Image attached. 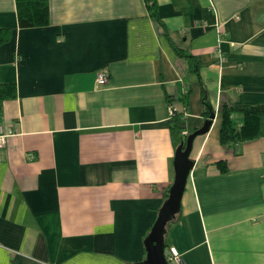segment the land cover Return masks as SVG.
I'll use <instances>...</instances> for the list:
<instances>
[{
    "label": "crops",
    "instance_id": "crops-1",
    "mask_svg": "<svg viewBox=\"0 0 264 264\" xmlns=\"http://www.w3.org/2000/svg\"><path fill=\"white\" fill-rule=\"evenodd\" d=\"M156 2L163 26L143 0H49V25L19 29L0 0V264H144L203 99L165 257L264 264V137L219 141L223 106L264 105V0Z\"/></svg>",
    "mask_w": 264,
    "mask_h": 264
},
{
    "label": "trees",
    "instance_id": "trees-1",
    "mask_svg": "<svg viewBox=\"0 0 264 264\" xmlns=\"http://www.w3.org/2000/svg\"><path fill=\"white\" fill-rule=\"evenodd\" d=\"M146 9L157 24L163 26L159 16L156 0H143ZM17 24L19 29L45 27L50 23L49 0H15ZM11 37L9 29L0 28V47L6 44ZM176 53L184 56L178 49ZM190 60L191 70H196L198 63L193 57ZM14 88L12 85L0 86V101L12 99ZM209 117L214 114L203 99ZM235 113H239L240 125L234 120ZM264 137V105L253 106L236 111L233 107L223 106L220 109L219 141L224 146ZM167 227V226H166Z\"/></svg>",
    "mask_w": 264,
    "mask_h": 264
},
{
    "label": "water",
    "instance_id": "water-1",
    "mask_svg": "<svg viewBox=\"0 0 264 264\" xmlns=\"http://www.w3.org/2000/svg\"><path fill=\"white\" fill-rule=\"evenodd\" d=\"M215 115L211 114L202 127L189 134L178 146L174 157V180L169 188L168 195L159 210L157 220L145 242L146 261L144 264H168L164 253L163 236L167 224L174 220L179 212L180 201L185 189L187 178L193 167V161L189 159L193 142L196 137L208 133Z\"/></svg>",
    "mask_w": 264,
    "mask_h": 264
},
{
    "label": "built area",
    "instance_id": "built-area-1",
    "mask_svg": "<svg viewBox=\"0 0 264 264\" xmlns=\"http://www.w3.org/2000/svg\"><path fill=\"white\" fill-rule=\"evenodd\" d=\"M223 60V58H221ZM107 74L104 72V70H100L97 73L96 76V85L98 87H103L107 83ZM11 132L7 129H5L2 125H0V149H2L5 145L6 139L11 136ZM184 138L187 137L186 133L182 134ZM168 257H167V263L168 264H181L182 260L180 257V254L177 252V250L173 247L168 248Z\"/></svg>",
    "mask_w": 264,
    "mask_h": 264
}]
</instances>
